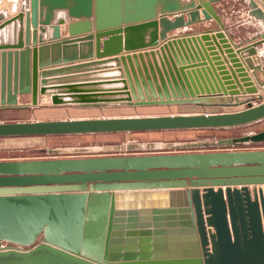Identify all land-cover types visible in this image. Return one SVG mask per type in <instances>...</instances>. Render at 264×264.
Here are the masks:
<instances>
[{
  "label": "water",
  "instance_id": "obj_1",
  "mask_svg": "<svg viewBox=\"0 0 264 264\" xmlns=\"http://www.w3.org/2000/svg\"><path fill=\"white\" fill-rule=\"evenodd\" d=\"M10 1L13 14L0 8V40L10 28L14 36L0 41V110L39 106L41 95L77 107L261 101L219 112L1 120L0 137L225 129L264 119V78L255 85L237 56L246 52L251 74L264 72L255 55L264 42V0H243L263 29L236 50L212 4L222 0ZM210 19L217 28L167 34ZM212 39L235 69L220 66ZM49 63L59 66L42 69ZM240 93L254 95L213 97ZM24 94L29 101L18 100ZM260 142L264 128L43 149L216 151L0 160V264H264V150L226 151Z\"/></svg>",
  "mask_w": 264,
  "mask_h": 264
},
{
  "label": "crops",
  "instance_id": "obj_2",
  "mask_svg": "<svg viewBox=\"0 0 264 264\" xmlns=\"http://www.w3.org/2000/svg\"><path fill=\"white\" fill-rule=\"evenodd\" d=\"M188 0H183L186 2ZM199 3L198 0H196ZM213 7L221 17V20L224 25V30L231 36L233 41V48H240L243 45L250 43L253 40V37H257L258 33L263 29V26L259 24L257 21L250 19V17L245 13L247 8V3L243 0H222L213 2ZM13 3L10 0H1L0 8H4L6 14L11 15L13 9ZM16 10V9H15ZM14 10V11H15ZM202 8H199L200 15ZM62 12H57L56 16ZM171 17V15H169ZM217 23L213 20H203L200 22H196L193 24L177 27L173 30H170L167 34L170 35H179V34H196L205 30H213L217 28ZM243 30L242 33H236V30ZM211 33V32H210ZM3 35V36H2ZM1 35L0 41H13L14 36L12 34V29L5 32ZM67 35L66 25H61V36ZM51 38V28H48L45 33H43V39L46 41ZM211 43V46L214 47L213 51H219V55L221 57L220 61L226 67L225 69H235L232 67L233 63L228 62V59L225 57V53L218 49V44L215 40ZM36 45H39L37 43ZM239 45V46H238ZM237 46V47H236ZM29 47H33L31 40H29ZM207 47V45L205 46ZM257 53L255 54L257 58L264 61V42L261 44H257L255 46ZM20 48H6L5 51L8 50H16ZM224 50V48H222ZM246 55V52L245 54ZM244 55L239 52L237 56L240 61L243 63L242 67H245V71L251 77V80L255 85H257V79L264 78L263 71H257L255 75L251 74V69L247 68L246 64L243 62ZM49 57H51L49 53ZM214 61V60H213ZM58 64H47L43 66L42 69H47L45 67H58ZM217 67V65H215ZM264 86L259 87L258 89H264ZM258 93V92H255ZM250 95H254V93H240L238 95H230V94H215L213 97L216 98H228V97H239L244 98ZM18 100L21 102L29 101V94L18 95ZM257 102L260 99H256ZM254 102V101H253ZM251 101V103H253ZM250 102L237 105V106H226V105H197L191 103L184 104H165V105H143V106H110V107H77L73 105H51L49 101V95H41L40 96V105L36 107L26 108V109H5L0 110V121H11V120H34V119H62L69 117H95V116H123V115H137L135 113H139V115H156V114H168V113H195V112H219V111H230L241 109L245 106L251 104ZM256 103V102H254ZM113 110V109H134L137 111H119V112H93L95 110ZM141 110V111H140ZM152 132V131H151ZM250 188L253 187L252 184L249 185Z\"/></svg>",
  "mask_w": 264,
  "mask_h": 264
},
{
  "label": "rangeland",
  "instance_id": "obj_3",
  "mask_svg": "<svg viewBox=\"0 0 264 264\" xmlns=\"http://www.w3.org/2000/svg\"><path fill=\"white\" fill-rule=\"evenodd\" d=\"M243 30H236L240 34ZM261 101V100H260ZM259 101V102H260ZM253 102V101H252ZM254 102L257 103L256 99ZM251 103V104H254ZM249 104V105H251ZM248 105V106H249ZM237 106V105H236ZM246 107V106H245ZM137 111L134 109L95 110L93 112H119ZM141 111V110H140ZM196 113V112H195ZM139 115V113H135ZM126 116V115H123ZM264 128V119L239 127L225 129H186V130H160L143 132H109V133H87L45 136H23V137H0V160L21 159H50V158H89V157H111V156H139L165 153H194L204 151H216V149H183L179 150H146V151H111L99 149L83 153H61L50 155L43 149L54 147L72 146H98L121 144L127 141H185L195 139H213L218 137L238 136L248 132L259 131ZM222 150V149H220ZM224 150V149H223ZM229 150H264V142L240 144Z\"/></svg>",
  "mask_w": 264,
  "mask_h": 264
},
{
  "label": "bare ground",
  "instance_id": "obj_4",
  "mask_svg": "<svg viewBox=\"0 0 264 264\" xmlns=\"http://www.w3.org/2000/svg\"><path fill=\"white\" fill-rule=\"evenodd\" d=\"M190 162V161H189ZM192 162V161H191Z\"/></svg>",
  "mask_w": 264,
  "mask_h": 264
},
{
  "label": "trees",
  "instance_id": "obj_5",
  "mask_svg": "<svg viewBox=\"0 0 264 264\" xmlns=\"http://www.w3.org/2000/svg\"><path fill=\"white\" fill-rule=\"evenodd\" d=\"M23 137V136H22Z\"/></svg>",
  "mask_w": 264,
  "mask_h": 264
}]
</instances>
